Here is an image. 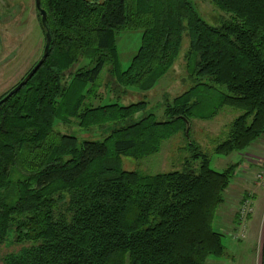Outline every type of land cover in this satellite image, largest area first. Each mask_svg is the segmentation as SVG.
I'll return each instance as SVG.
<instances>
[{
  "label": "trees",
  "instance_id": "1",
  "mask_svg": "<svg viewBox=\"0 0 264 264\" xmlns=\"http://www.w3.org/2000/svg\"><path fill=\"white\" fill-rule=\"evenodd\" d=\"M208 2L227 19L210 25L189 0H40L49 54L0 105V243L22 245L2 264H206L224 255L213 222L239 164L214 171L191 142L197 169H121L122 157L156 154L180 133L189 139L183 119L190 128L224 106L241 115L216 155L243 154L264 135V0ZM124 31L141 36L123 71L116 37ZM183 34L192 82L165 104L164 121L135 118L145 102L100 103L101 88L152 90L176 64ZM73 121L82 133H108L80 141L54 130Z\"/></svg>",
  "mask_w": 264,
  "mask_h": 264
},
{
  "label": "rangeland",
  "instance_id": "2",
  "mask_svg": "<svg viewBox=\"0 0 264 264\" xmlns=\"http://www.w3.org/2000/svg\"><path fill=\"white\" fill-rule=\"evenodd\" d=\"M189 1L198 14L210 25L217 24L220 20H225L228 17V15L214 9L208 0ZM140 36L141 32L139 31H124L117 35L116 49L121 70H126L130 65L133 56L139 48ZM43 45L44 36L39 26L34 0H0V96L14 87L32 64L40 58ZM187 51L188 39L183 34L176 64L171 71L157 82L152 90L142 92L129 87L122 88L115 95L112 92L108 94L106 90L101 88L98 91L103 97L100 103H117L126 106L132 103L145 102V112L137 114L135 118H141L144 114H152L156 121H164L163 110L165 104L186 91L192 82L190 77L191 66L187 70V60L185 58ZM83 64L84 62L80 63L75 69ZM107 69L108 67L105 66L100 74L102 83L103 78L105 80L107 76ZM91 103L92 105L98 104L97 100L94 99ZM240 115L241 112L239 110L224 106L218 115L209 121L193 120L189 128V139L184 138L180 133L162 142L156 154L141 159L122 157L121 169L124 171H138L148 176L181 171L184 168L197 169L200 161L192 158L194 152L189 146V143L192 142L199 148L201 153L207 156L209 168L217 172H223L229 166L240 161V153L220 156L216 155L213 150L216 144L224 139V133L231 122ZM106 127L94 128L91 132L82 133L83 131L78 129L73 121L68 126L56 123L54 130L58 133L73 135L80 141H100L108 133ZM246 151L247 149L244 153ZM248 153L250 154L245 156V161L241 162L239 166V170L242 169L243 171L239 173L238 169H236L239 173L237 175L238 179L243 180V176L246 174V176L251 177L253 183L255 182L260 186V189H264V183L255 180V175L259 170V163L264 159L263 136L256 141L253 151H248ZM233 183H235V178L230 182L229 188L233 186ZM229 212L227 220H231L234 214L239 215L237 209L231 208ZM214 229L216 230L215 227ZM222 229L216 231L226 233L232 238L235 236L231 226ZM21 246L17 243L8 245L7 241L0 243V264H2L1 258L4 255L15 252Z\"/></svg>",
  "mask_w": 264,
  "mask_h": 264
},
{
  "label": "crops",
  "instance_id": "3",
  "mask_svg": "<svg viewBox=\"0 0 264 264\" xmlns=\"http://www.w3.org/2000/svg\"><path fill=\"white\" fill-rule=\"evenodd\" d=\"M255 143L251 144L245 153H240V161L236 164L240 166L241 162L245 161V156L250 154L248 151H253ZM239 166L237 169L240 173L243 170H239ZM238 172L233 177V179L235 178L233 186L230 188L228 186L225 190L224 201L213 222V227L216 230L231 226L235 236L232 238L226 233L217 231L223 235L222 242L225 253L221 258H215L216 260L209 258L206 264H264V189H260V186L253 183L251 177L246 174H244L243 180L238 179ZM244 198L251 202V213L243 222L236 221L237 217L234 220L237 214H234L231 220H227L231 208L238 211Z\"/></svg>",
  "mask_w": 264,
  "mask_h": 264
},
{
  "label": "water",
  "instance_id": "4",
  "mask_svg": "<svg viewBox=\"0 0 264 264\" xmlns=\"http://www.w3.org/2000/svg\"><path fill=\"white\" fill-rule=\"evenodd\" d=\"M35 2V9L37 11V15L39 17V23L41 28L43 29L44 32V45H43V50L40 58L37 60V62L34 64V66L28 71V73L23 77V79L18 82L12 88L3 98L0 99V105L5 103L12 95L17 93L31 78L32 76L36 73V71L41 67L43 62L46 60L48 54H49V47L51 44V35L50 32L48 31L46 27V13L45 11L40 7V0H34ZM184 124H185V130L184 133L187 136L188 135V130H189V122L185 119Z\"/></svg>",
  "mask_w": 264,
  "mask_h": 264
},
{
  "label": "built area",
  "instance_id": "5",
  "mask_svg": "<svg viewBox=\"0 0 264 264\" xmlns=\"http://www.w3.org/2000/svg\"><path fill=\"white\" fill-rule=\"evenodd\" d=\"M255 180L264 183V159L260 161L259 163V170L257 174L255 175ZM238 219L239 221L243 222L247 215L251 213V202L248 199H244L242 202V205L240 206L238 210Z\"/></svg>",
  "mask_w": 264,
  "mask_h": 264
}]
</instances>
